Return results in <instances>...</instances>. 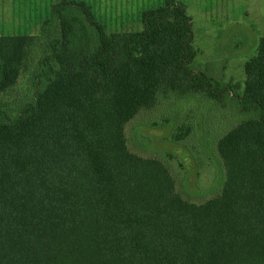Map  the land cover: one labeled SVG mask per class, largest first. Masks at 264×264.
Wrapping results in <instances>:
<instances>
[{
    "label": "trees",
    "instance_id": "16d2710c",
    "mask_svg": "<svg viewBox=\"0 0 264 264\" xmlns=\"http://www.w3.org/2000/svg\"><path fill=\"white\" fill-rule=\"evenodd\" d=\"M140 22L107 33L83 1L57 0L37 35H0V264H264V37L241 87L194 66L182 2ZM25 70L33 95L7 101ZM230 95L248 117L216 140L218 195L184 200L168 152L129 150L126 124L159 97ZM194 130L168 132L202 167L181 143Z\"/></svg>",
    "mask_w": 264,
    "mask_h": 264
},
{
    "label": "rangeland",
    "instance_id": "374dc122",
    "mask_svg": "<svg viewBox=\"0 0 264 264\" xmlns=\"http://www.w3.org/2000/svg\"><path fill=\"white\" fill-rule=\"evenodd\" d=\"M55 1L0 0V35H37L41 22ZM77 1H83L91 8L107 33L141 30V12L163 4V0ZM178 1L186 6L192 20L196 51L194 66L223 83L242 87L244 65L256 54L258 41L264 37V0ZM26 73V70L21 73L5 97L7 101L22 99L29 90L33 95ZM166 117L168 124L163 128L162 119ZM247 117L246 113L238 110L235 95L223 98L220 103L203 96L189 100L159 97L152 109L140 112L126 124L127 146L142 157L159 158L165 155L163 152H168L171 157L165 156L175 179L176 192L184 200L200 204L218 195L224 183V168L216 151V140ZM202 119L208 120L212 134L202 131ZM175 124L177 127L185 124L196 127L194 133L181 143L187 144L195 155L202 156L205 166L196 165L182 145L171 142L169 129Z\"/></svg>",
    "mask_w": 264,
    "mask_h": 264
},
{
    "label": "crops",
    "instance_id": "0c3cea01",
    "mask_svg": "<svg viewBox=\"0 0 264 264\" xmlns=\"http://www.w3.org/2000/svg\"><path fill=\"white\" fill-rule=\"evenodd\" d=\"M56 1H57V0H56ZM56 1H55V2H56ZM55 2H53V3H55ZM53 3H52V4H53ZM52 4H51V5H52Z\"/></svg>",
    "mask_w": 264,
    "mask_h": 264
}]
</instances>
